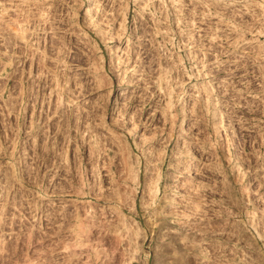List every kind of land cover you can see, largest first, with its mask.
<instances>
[{
  "label": "rangeland",
  "instance_id": "374dc122",
  "mask_svg": "<svg viewBox=\"0 0 264 264\" xmlns=\"http://www.w3.org/2000/svg\"><path fill=\"white\" fill-rule=\"evenodd\" d=\"M0 32V264H264V0H0Z\"/></svg>",
  "mask_w": 264,
  "mask_h": 264
},
{
  "label": "built area",
  "instance_id": "2783aa9c",
  "mask_svg": "<svg viewBox=\"0 0 264 264\" xmlns=\"http://www.w3.org/2000/svg\"><path fill=\"white\" fill-rule=\"evenodd\" d=\"M14 30V31H13ZM12 31H11V29H6V31L5 30H2V32L4 33H6V35H7V37H8V40H7V44H6V46L4 47V44H3V50H5V51H11V46H9L10 45V43L11 44H14L15 43V41H14V39L13 40H11V38L9 37V36H12V35H14V36H16V34H17V32H16V29H13ZM0 34H1V32H0ZM13 36V37H14ZM0 41H2V40H0ZM2 51V50H1ZM16 95V94H15ZM15 95L13 96V98L15 97ZM3 172H4V170H3ZM0 173V176H2L3 177V179L5 180V175H4V173Z\"/></svg>",
  "mask_w": 264,
  "mask_h": 264
},
{
  "label": "bare ground",
  "instance_id": "6f19581e",
  "mask_svg": "<svg viewBox=\"0 0 264 264\" xmlns=\"http://www.w3.org/2000/svg\"><path fill=\"white\" fill-rule=\"evenodd\" d=\"M120 93H123V92H120Z\"/></svg>",
  "mask_w": 264,
  "mask_h": 264
}]
</instances>
